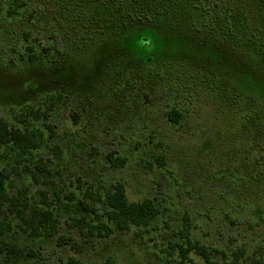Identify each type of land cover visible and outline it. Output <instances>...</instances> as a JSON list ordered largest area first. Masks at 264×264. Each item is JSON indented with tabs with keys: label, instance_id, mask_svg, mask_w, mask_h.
Masks as SVG:
<instances>
[{
	"label": "rangeland",
	"instance_id": "374dc122",
	"mask_svg": "<svg viewBox=\"0 0 264 264\" xmlns=\"http://www.w3.org/2000/svg\"><path fill=\"white\" fill-rule=\"evenodd\" d=\"M249 33L264 39V0H0V119L45 135L0 146L8 193L29 198L25 218L2 207L0 264H202L180 255L188 234L215 262L264 264V54ZM117 185L155 202L150 226L108 223ZM37 210L55 231L25 222ZM98 223L113 235L90 236Z\"/></svg>",
	"mask_w": 264,
	"mask_h": 264
},
{
	"label": "trees",
	"instance_id": "16d2710c",
	"mask_svg": "<svg viewBox=\"0 0 264 264\" xmlns=\"http://www.w3.org/2000/svg\"><path fill=\"white\" fill-rule=\"evenodd\" d=\"M155 2V1H153ZM155 4L153 3L152 6ZM148 5L144 6L141 11L145 12ZM152 10V9H151ZM141 14V12H138ZM259 35L249 33L245 36L246 40H252L260 42L258 51L260 50L264 54V39H258ZM259 40V41H258ZM146 41V40H145ZM147 45V42H143V45ZM29 62L35 63L39 56H36L33 52V48L29 49ZM48 102L52 99H56L54 95L49 96ZM61 98V97H59ZM58 99V98H57ZM51 100V101H50ZM28 115H37L35 111L26 107ZM168 119L173 125H177L183 119V115L176 108H173L168 113ZM45 141V135L42 131H23L19 128L10 127L8 123L0 119V146L2 145H17L24 153H28L33 150H38ZM124 164V163H122ZM46 202V199H44ZM107 205L109 211L107 213V221L109 224H114L117 228L123 231H129L132 227H148L151 223L160 215V209L154 201L145 199L140 202H131L126 194L125 187L123 185H117L106 194ZM8 204L10 211L16 213L18 216L25 218V213L29 208V198L25 195H10L6 188V177L0 175V214L2 207ZM82 207L85 211H89L90 207L85 203H82ZM39 215L38 227H43L48 224L52 230H56L58 227V220L55 218L51 211L37 210L31 219H26L29 225L34 226V217ZM85 218L77 221V226L83 231V226L86 223ZM8 227L4 222L0 220V238L7 232ZM89 235L93 236L97 234L100 238H109L113 235V229L110 225L105 223H98L92 225L89 229ZM184 243L177 245L180 255L183 259L189 258L192 253L203 261L202 264H238L237 260L215 262L212 258L211 250L200 244L198 241H194L188 235L183 237ZM189 260V259H188ZM191 262L194 263L191 259Z\"/></svg>",
	"mask_w": 264,
	"mask_h": 264
}]
</instances>
